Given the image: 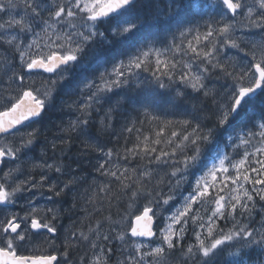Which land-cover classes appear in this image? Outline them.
Returning a JSON list of instances; mask_svg holds the SVG:
<instances>
[{
	"label": "snow or ice",
	"instance_id": "6c2138e0",
	"mask_svg": "<svg viewBox=\"0 0 264 264\" xmlns=\"http://www.w3.org/2000/svg\"><path fill=\"white\" fill-rule=\"evenodd\" d=\"M140 4L0 0V264H264V0Z\"/></svg>",
	"mask_w": 264,
	"mask_h": 264
},
{
	"label": "trees",
	"instance_id": "16d2710c",
	"mask_svg": "<svg viewBox=\"0 0 264 264\" xmlns=\"http://www.w3.org/2000/svg\"><path fill=\"white\" fill-rule=\"evenodd\" d=\"M168 0H141V4L138 5L137 11L140 12L142 15L147 14L150 11H154L156 8L164 9ZM150 5V6H149ZM58 114H53V119H57ZM68 117L65 116V120ZM58 122V120H57ZM36 155H39V150L37 149ZM41 201H43L41 199ZM78 215H82V213H78ZM69 221L65 219L64 223L67 224ZM224 259L231 260L232 257L225 256ZM255 259V253H251L249 257L245 258V264H250V261Z\"/></svg>",
	"mask_w": 264,
	"mask_h": 264
},
{
	"label": "flooded vegetation",
	"instance_id": "af4514ba",
	"mask_svg": "<svg viewBox=\"0 0 264 264\" xmlns=\"http://www.w3.org/2000/svg\"><path fill=\"white\" fill-rule=\"evenodd\" d=\"M41 202H43V201H41Z\"/></svg>",
	"mask_w": 264,
	"mask_h": 264
}]
</instances>
